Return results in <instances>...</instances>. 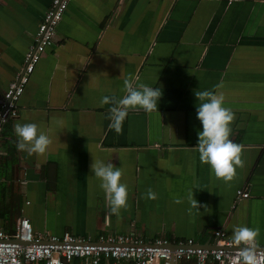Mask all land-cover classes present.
Instances as JSON below:
<instances>
[{
    "label": "crops",
    "instance_id": "crops-1",
    "mask_svg": "<svg viewBox=\"0 0 264 264\" xmlns=\"http://www.w3.org/2000/svg\"><path fill=\"white\" fill-rule=\"evenodd\" d=\"M51 2L0 0V110ZM55 31L17 117L1 126L0 230L26 218L41 238L163 236L210 247L214 231L233 241V228L246 226L259 228L255 250H264V0H69ZM125 81L162 96L158 111L129 110L117 133L112 100L101 98H121ZM204 90L222 93L234 114L242 163L229 182L193 148L194 92ZM27 122L50 135L43 156L16 148L13 126ZM92 159L121 168L128 198L118 215L107 211Z\"/></svg>",
    "mask_w": 264,
    "mask_h": 264
},
{
    "label": "built area",
    "instance_id": "built-area-1",
    "mask_svg": "<svg viewBox=\"0 0 264 264\" xmlns=\"http://www.w3.org/2000/svg\"><path fill=\"white\" fill-rule=\"evenodd\" d=\"M69 0H52L49 10L37 27L33 43L24 55L23 67L16 80L4 93L3 113L0 110L1 126L17 117V102L25 85L44 51L53 44L55 30ZM5 107V108H4ZM237 196L248 194L238 191ZM214 246L197 247L192 240L175 242L158 237L151 242H142L132 236H99L95 241L80 240L65 233L61 238H41L33 233L30 222L20 218L11 234L0 230V264H66L73 259L87 264H182L193 260L196 264H240L236 245L228 240L221 230L212 233ZM258 264H264V250H255Z\"/></svg>",
    "mask_w": 264,
    "mask_h": 264
},
{
    "label": "clouds",
    "instance_id": "clouds-1",
    "mask_svg": "<svg viewBox=\"0 0 264 264\" xmlns=\"http://www.w3.org/2000/svg\"><path fill=\"white\" fill-rule=\"evenodd\" d=\"M125 94L119 98L103 96L101 104L112 100L109 108L108 127L119 133L129 110L142 109L145 113L158 111V101L162 96V89L148 84L131 86L128 81L124 83ZM194 96L196 118L200 123L197 132V143L193 147L198 153L199 161L209 166L210 172L217 179L229 182L235 175V168L240 166L241 145L230 139V124L234 119L233 112L224 106L222 93L213 91H195ZM16 137V148L25 151L28 155L43 156L51 143L50 135L45 130L39 129L32 122L17 123L13 126ZM91 174L98 179L99 188L103 192L109 214L118 215L121 209L127 207L128 188L121 182V168L113 163L103 160H93L90 165ZM191 195L193 196V190ZM147 197L155 198V193L148 190ZM107 218V217H106ZM259 228L246 226L234 227L232 240L238 249V260L240 264H258L255 254L256 237Z\"/></svg>",
    "mask_w": 264,
    "mask_h": 264
},
{
    "label": "water",
    "instance_id": "water-1",
    "mask_svg": "<svg viewBox=\"0 0 264 264\" xmlns=\"http://www.w3.org/2000/svg\"><path fill=\"white\" fill-rule=\"evenodd\" d=\"M4 108H5V107H4ZM4 110H5V109H4ZM4 110H2L1 113H3ZM196 246H197V247H200V248L204 247L203 245H196ZM169 264H173V261L170 260V261H169Z\"/></svg>",
    "mask_w": 264,
    "mask_h": 264
},
{
    "label": "trees",
    "instance_id": "trees-1",
    "mask_svg": "<svg viewBox=\"0 0 264 264\" xmlns=\"http://www.w3.org/2000/svg\"><path fill=\"white\" fill-rule=\"evenodd\" d=\"M13 230H14V228H12V229H9V230L5 229V231H3V232H4V233H12V232H13Z\"/></svg>",
    "mask_w": 264,
    "mask_h": 264
},
{
    "label": "rangeland",
    "instance_id": "rangeland-1",
    "mask_svg": "<svg viewBox=\"0 0 264 264\" xmlns=\"http://www.w3.org/2000/svg\"><path fill=\"white\" fill-rule=\"evenodd\" d=\"M7 234H11V233H7Z\"/></svg>",
    "mask_w": 264,
    "mask_h": 264
}]
</instances>
